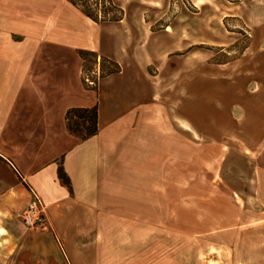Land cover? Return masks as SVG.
<instances>
[{"label":"crops","instance_id":"0c3cea01","mask_svg":"<svg viewBox=\"0 0 264 264\" xmlns=\"http://www.w3.org/2000/svg\"><path fill=\"white\" fill-rule=\"evenodd\" d=\"M126 1L130 12L112 0L120 21L96 23L68 0H0V264H159L161 243L167 254L176 238L214 234L231 235L234 259L264 260V147L244 151L263 159L246 198L222 179L225 141H193L191 127L166 122L160 69L175 51L145 45L155 23ZM82 50L119 71L100 65L86 86ZM95 107L98 133L72 135L67 112ZM31 192L48 218L38 235L20 219Z\"/></svg>","mask_w":264,"mask_h":264},{"label":"rangeland","instance_id":"374dc122","mask_svg":"<svg viewBox=\"0 0 264 264\" xmlns=\"http://www.w3.org/2000/svg\"><path fill=\"white\" fill-rule=\"evenodd\" d=\"M115 1L126 12L134 6L126 0ZM136 1L150 13L157 30L145 45L154 43L159 56L175 51L168 62L169 68L174 63L170 72L166 66L160 69L159 103L167 107L166 122L191 127L193 141H225L220 165L223 181L246 198L254 195L253 177L263 159L255 162L244 151L249 154L248 143L264 147V0ZM98 3L109 8L106 0ZM167 26L172 32L162 30ZM96 65L89 58L84 72H92ZM254 90L255 97L249 94ZM233 104H239L246 116L240 125L234 122ZM250 199L256 216H263L260 201ZM29 231L43 233V229ZM164 239L161 235V242ZM163 247L161 243L159 264H264L248 255L234 259L231 235L176 238L167 254L162 253Z\"/></svg>","mask_w":264,"mask_h":264},{"label":"trees","instance_id":"16d2710c","mask_svg":"<svg viewBox=\"0 0 264 264\" xmlns=\"http://www.w3.org/2000/svg\"><path fill=\"white\" fill-rule=\"evenodd\" d=\"M74 6H76L85 16L89 17L96 23L102 22H116L120 21L123 17V10L117 7L112 0H106L109 8H105L98 0H68ZM80 56L84 61L86 66L89 62V58H94L96 63H98L99 56L96 53L89 51H80ZM100 65L103 72L113 74L119 71V67L113 63L106 60H100ZM67 128L69 132L82 139L86 140L95 136L99 130L98 123V109H84V108H73L67 112L66 116ZM61 179L63 181H68L65 174L61 171Z\"/></svg>","mask_w":264,"mask_h":264},{"label":"built area","instance_id":"2783aa9c","mask_svg":"<svg viewBox=\"0 0 264 264\" xmlns=\"http://www.w3.org/2000/svg\"><path fill=\"white\" fill-rule=\"evenodd\" d=\"M100 59L92 72L85 73L83 80L88 87H96L100 80ZM25 226L32 230L47 228V216L41 197L36 192H31V199L22 213Z\"/></svg>","mask_w":264,"mask_h":264}]
</instances>
